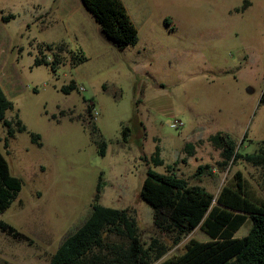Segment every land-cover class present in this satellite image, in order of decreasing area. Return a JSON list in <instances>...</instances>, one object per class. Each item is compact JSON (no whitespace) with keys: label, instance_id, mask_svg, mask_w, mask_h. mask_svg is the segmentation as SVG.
<instances>
[{"label":"rangeland","instance_id":"obj_1","mask_svg":"<svg viewBox=\"0 0 264 264\" xmlns=\"http://www.w3.org/2000/svg\"><path fill=\"white\" fill-rule=\"evenodd\" d=\"M122 1L138 38L121 50L80 0H0V87L12 103L5 119L25 126L5 143L0 123V150L21 180L0 221L28 237L0 228V264H48L95 201L126 209L146 245L152 237L165 245L153 264L182 253L191 237L207 240L198 226L173 244L154 226L139 196L147 169L173 171L215 196L240 171L264 191L259 167L221 166L209 140L221 131L240 154L264 150V0ZM55 53V70L35 62ZM173 119L184 126L170 127ZM156 145L163 164L151 161ZM200 165L208 168L196 174Z\"/></svg>","mask_w":264,"mask_h":264},{"label":"trees","instance_id":"obj_2","mask_svg":"<svg viewBox=\"0 0 264 264\" xmlns=\"http://www.w3.org/2000/svg\"><path fill=\"white\" fill-rule=\"evenodd\" d=\"M80 1L117 49L137 42V28L122 0ZM10 16L13 15L4 18ZM45 46L52 49L53 44ZM61 49L59 46L58 51ZM84 58L80 53L75 61ZM60 61V54L55 53L51 60L42 56L35 62L49 64L55 70ZM11 106L0 87V123L8 127L5 143L16 131L25 129L19 120L14 128L11 121L5 119V110ZM128 129L124 126L125 131ZM32 139L38 142L39 135L32 134ZM209 140L220 149L221 166L244 160L259 167L264 178V150L240 154L234 140L221 131L210 135ZM99 145L100 153L104 154L105 142L101 140ZM151 161L155 165L163 164L158 145ZM207 168L200 165L196 174H202ZM20 189V178L11 174L0 150V214L17 198ZM99 192L100 185L95 200ZM139 196L153 208L154 226L169 233L173 244L198 226L208 236L207 240L191 237L182 253L163 258L156 264H264V191L256 193L240 171L234 172L215 196L173 171L161 173L147 169ZM246 220L252 223L248 232L235 236ZM0 228L16 238H28L2 221ZM165 253L166 247L157 237H152L147 245L142 242L136 219L126 209L103 206L95 201L88 218L59 244L48 264H153Z\"/></svg>","mask_w":264,"mask_h":264},{"label":"built area","instance_id":"obj_3","mask_svg":"<svg viewBox=\"0 0 264 264\" xmlns=\"http://www.w3.org/2000/svg\"><path fill=\"white\" fill-rule=\"evenodd\" d=\"M97 110H93V115L96 117L97 116ZM184 126V121L181 119H173L170 123V127L174 129L182 128Z\"/></svg>","mask_w":264,"mask_h":264}]
</instances>
